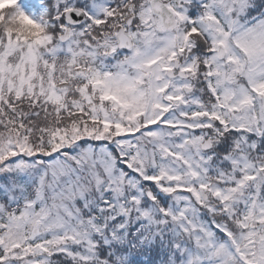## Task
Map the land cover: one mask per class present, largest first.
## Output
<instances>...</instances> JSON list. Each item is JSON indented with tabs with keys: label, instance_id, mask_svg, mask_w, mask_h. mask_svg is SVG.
Instances as JSON below:
<instances>
[{
	"label": "snow or ice",
	"instance_id": "6c2138e0",
	"mask_svg": "<svg viewBox=\"0 0 264 264\" xmlns=\"http://www.w3.org/2000/svg\"><path fill=\"white\" fill-rule=\"evenodd\" d=\"M0 264H264V0H0Z\"/></svg>",
	"mask_w": 264,
	"mask_h": 264
}]
</instances>
